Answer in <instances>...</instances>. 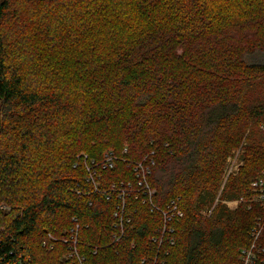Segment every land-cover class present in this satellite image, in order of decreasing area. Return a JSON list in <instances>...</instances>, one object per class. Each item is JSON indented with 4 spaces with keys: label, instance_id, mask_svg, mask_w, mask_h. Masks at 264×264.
<instances>
[{
    "label": "trees",
    "instance_id": "1",
    "mask_svg": "<svg viewBox=\"0 0 264 264\" xmlns=\"http://www.w3.org/2000/svg\"><path fill=\"white\" fill-rule=\"evenodd\" d=\"M258 52L264 0H0V264H264Z\"/></svg>",
    "mask_w": 264,
    "mask_h": 264
},
{
    "label": "rangeland",
    "instance_id": "2",
    "mask_svg": "<svg viewBox=\"0 0 264 264\" xmlns=\"http://www.w3.org/2000/svg\"><path fill=\"white\" fill-rule=\"evenodd\" d=\"M246 61H247V63L249 62L250 64L264 65V52H258V53L252 54L250 56H247ZM242 153H243L242 150L238 147L236 150L233 151L232 156L230 157V160H229L230 161L229 164L227 162V167L228 168L232 167V169L235 170L232 175H236L239 172V169L243 164L244 158L242 156ZM226 170H227V168H226ZM89 175H90V177L94 176V174L92 172H89ZM252 192H254V191L252 190ZM251 198H261V197L257 192H254V195L251 196ZM229 205H230L229 206L230 208H235L237 204L233 203V204H229ZM1 206H4V205H1ZM0 209H1V207H0ZM251 253L254 254V252L252 250H251V252H249V250L245 251V255L243 256V254H242V256L240 257L241 260H244V263H246L247 260L249 259L248 264H252L251 263V258H252Z\"/></svg>",
    "mask_w": 264,
    "mask_h": 264
},
{
    "label": "built area",
    "instance_id": "3",
    "mask_svg": "<svg viewBox=\"0 0 264 264\" xmlns=\"http://www.w3.org/2000/svg\"><path fill=\"white\" fill-rule=\"evenodd\" d=\"M230 160V158L228 159V164H229V161ZM107 165H109V166H113V162H112V160L111 159H108L107 160ZM240 164V163H239ZM136 166H137V168H136V170H138V169H141V174H142V176H143V179L145 180V171L143 170V167H142V164L141 163H138V164H136ZM237 169V168H236ZM234 171L235 170H233L232 169V167L231 168H228L227 167V170H226V178L227 177H229L230 175H232L233 173H234ZM91 179H93V176L92 177H90ZM141 183V182H140ZM129 186H131V184H129ZM146 186V188H148L147 190H148V193L151 195V194H153L154 193V190H150L149 189V187H148V185L146 184L145 185ZM252 188H253V190H255V191H257L258 192V194L260 195V200L262 201V203L264 204V171L262 172V175L260 176V177H258V178H256L253 182H252ZM125 191H126V189H124ZM125 191H123L122 192V195H124V193H125ZM227 203V205L228 206H230L229 204H237L238 203V201H228V202H226ZM174 209H176V206L174 207ZM180 215H181V212H178ZM74 242H76V240L74 241ZM45 245V244H44ZM72 249V248H71ZM74 251H75V253H76V250H75V248H74ZM248 262H249V259L247 260V262H246V264H248Z\"/></svg>",
    "mask_w": 264,
    "mask_h": 264
}]
</instances>
